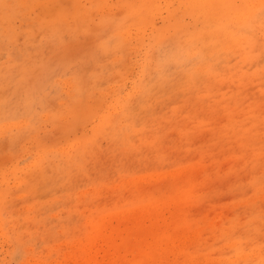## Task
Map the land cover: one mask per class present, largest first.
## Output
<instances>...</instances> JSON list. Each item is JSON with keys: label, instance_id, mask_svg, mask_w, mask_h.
I'll return each mask as SVG.
<instances>
[{"label": "rangeland", "instance_id": "1", "mask_svg": "<svg viewBox=\"0 0 264 264\" xmlns=\"http://www.w3.org/2000/svg\"><path fill=\"white\" fill-rule=\"evenodd\" d=\"M192 1L0 0V264H264V0Z\"/></svg>", "mask_w": 264, "mask_h": 264}, {"label": "bare ground", "instance_id": "2", "mask_svg": "<svg viewBox=\"0 0 264 264\" xmlns=\"http://www.w3.org/2000/svg\"><path fill=\"white\" fill-rule=\"evenodd\" d=\"M144 1V0H143ZM191 1L192 0H189V3H190V6H191ZM209 1H212V0H200L198 3H196V5H194V7H197V9H198V7H201V4H203L204 3V5L205 6H207L208 4H209ZM248 1L249 0H242V4H243V10H242V12L245 10V8L249 5L248 4ZM254 1V0H253ZM194 2H195V0H194ZM250 2H252V1H250ZM249 2V3H250ZM255 2V1H254ZM144 3V2H143ZM192 3H193V1H192ZM259 3V2H258ZM145 4V3H144ZM258 6V5H257ZM259 7V6H258ZM252 8V7H251ZM247 9H250V7L249 8H247ZM250 11V10H249ZM242 13H240L239 15H237L236 17H235V19H234V21H236L235 23H239V21L241 20V17H243V15L244 14H242ZM247 16H248V14H247ZM136 17V16H135ZM244 19H246V17L244 18ZM244 19L242 20V21H244ZM233 20V19H232ZM232 22V21H231ZM230 23V22H229ZM235 25V24H234ZM178 28V27H177ZM214 29V31H211L210 32V30H208L207 28L206 29H202L203 30V32H202V30H195V31H197L196 32V34L194 35L193 34V36H192V34L190 35V33H193V32H188V31H186V35L187 34H189L188 36H184L186 39H187V41L188 40H190L191 41V39H192V37H193V39H196V38H194V36H196L197 35V33H199L196 37H197V39H200L201 38V36H203V35H205V37L207 36V38L209 39V38H211V37H213L214 38V40L217 42L216 43V45L220 48V49H222V46L221 45H224L229 39H230V34L228 33V31H225V32H222V31H220V30H218L217 28H213ZM228 29V28H227ZM195 33V32H194ZM202 34V35H201ZM200 38H199V37ZM176 37V36H175ZM188 37V38H187ZM180 38V37H179ZM182 40H184V39H182ZM178 41V40H177ZM180 41V40H179ZM174 43V42H173ZM202 43H203V41H202ZM224 43V44H223ZM175 44V43H174ZM227 44V43H226ZM186 45H188V43L186 44ZM196 45H197V43H196ZM199 45V44H198ZM198 45L196 46V48H198V49H201V47L199 48L198 47ZM178 46H180V45H178ZM200 46V45H199ZM194 47V46H193ZM195 48V47H194ZM194 48H192L193 50H195ZM204 48V47H203ZM176 49V48H175ZM192 49L190 50V54H191V52H192V54L194 53L193 51H192ZM207 49H210V47L209 48H207ZM207 49H205L204 50V52L207 50ZM218 49V48H217ZM203 51V50H202ZM207 52V51H206ZM188 53V52H187ZM189 54V53H188ZM206 55H209V53L207 52L206 53Z\"/></svg>", "mask_w": 264, "mask_h": 264}]
</instances>
